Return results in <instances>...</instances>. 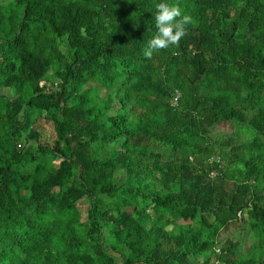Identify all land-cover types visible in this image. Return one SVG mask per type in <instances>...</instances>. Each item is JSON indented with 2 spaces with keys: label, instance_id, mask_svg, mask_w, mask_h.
Here are the masks:
<instances>
[{
  "label": "trees",
  "instance_id": "trees-1",
  "mask_svg": "<svg viewBox=\"0 0 264 264\" xmlns=\"http://www.w3.org/2000/svg\"><path fill=\"white\" fill-rule=\"evenodd\" d=\"M159 2L0 4V264H264V0Z\"/></svg>",
  "mask_w": 264,
  "mask_h": 264
},
{
  "label": "clouds",
  "instance_id": "clouds-1",
  "mask_svg": "<svg viewBox=\"0 0 264 264\" xmlns=\"http://www.w3.org/2000/svg\"><path fill=\"white\" fill-rule=\"evenodd\" d=\"M155 34L148 40L143 55L151 59L153 54L178 45L186 34V25L192 22V17L185 13L178 4L168 3L167 0L155 4Z\"/></svg>",
  "mask_w": 264,
  "mask_h": 264
},
{
  "label": "rangeland",
  "instance_id": "rangeland-1",
  "mask_svg": "<svg viewBox=\"0 0 264 264\" xmlns=\"http://www.w3.org/2000/svg\"><path fill=\"white\" fill-rule=\"evenodd\" d=\"M4 0H0V4H3ZM44 84H47L44 82ZM7 92L8 90H0V92ZM33 127L37 129L40 133V140L44 143H48L50 145H53L55 140V135L53 131L52 124L45 120L44 118H40L36 120L33 124ZM230 134V133H228ZM87 207V204L80 203V208L82 210H85ZM85 213L83 212V215ZM243 225L239 222L236 223L234 226H232L229 230V233H226L227 236L231 237L234 241L236 238L239 240V247H241L242 251H247L249 246L256 240V237L252 234V232H246L243 229Z\"/></svg>",
  "mask_w": 264,
  "mask_h": 264
},
{
  "label": "built area",
  "instance_id": "built-area-1",
  "mask_svg": "<svg viewBox=\"0 0 264 264\" xmlns=\"http://www.w3.org/2000/svg\"><path fill=\"white\" fill-rule=\"evenodd\" d=\"M177 96H178V92L176 91V94L174 95V97L172 99V105L176 104Z\"/></svg>",
  "mask_w": 264,
  "mask_h": 264
}]
</instances>
